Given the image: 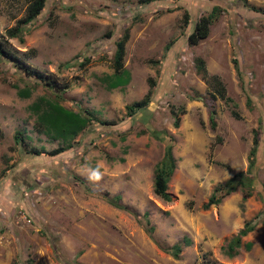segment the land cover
Instances as JSON below:
<instances>
[{"label": "rangeland", "instance_id": "rangeland-1", "mask_svg": "<svg viewBox=\"0 0 264 264\" xmlns=\"http://www.w3.org/2000/svg\"><path fill=\"white\" fill-rule=\"evenodd\" d=\"M27 1L0 0V39L22 65L0 55V264H264V0H45L21 41L6 37ZM212 5L219 10L208 34L189 44L193 22ZM124 28L128 80L108 88L101 77L113 71ZM195 56L228 99L212 94ZM34 74L53 77L63 105L113 123L91 120L71 147L49 154L59 141L35 126L28 105L53 89ZM149 80V100L127 115L124 105ZM13 84L34 86L20 97ZM255 126L250 195L238 186L203 207L216 183L245 169ZM166 143L174 157L169 200L152 189ZM116 193L124 208L108 199ZM248 218L254 228L226 254L222 245Z\"/></svg>", "mask_w": 264, "mask_h": 264}, {"label": "trees", "instance_id": "trees-1", "mask_svg": "<svg viewBox=\"0 0 264 264\" xmlns=\"http://www.w3.org/2000/svg\"><path fill=\"white\" fill-rule=\"evenodd\" d=\"M45 0H28L25 6L24 14L19 17L13 25L7 26L4 29L6 37H17L18 40H22V28L24 24L30 21L35 17L40 8L43 6ZM142 2H147L149 0H140ZM219 10L218 5H212V7L204 13H201L193 22L191 30L186 34V40L189 44H194L198 40L204 38L208 34L210 23L217 17ZM188 20V11L184 9L181 15V21L184 24ZM128 38V29L124 28L118 38L114 41L113 57H112V66L113 71L111 73L104 74L101 79L108 88L122 86L128 80V73L122 68V58L124 54V44ZM169 44H165V48H168ZM0 55L10 61L15 62L16 65L22 66L18 63L17 58L12 54L7 43L0 39ZM87 57H83L82 60H79V65L84 64L87 61ZM194 63L196 68L200 72L201 78L205 81L208 87L211 89L212 94L228 99L229 97L225 94V87L219 77L214 73H208L204 64L203 58L195 56ZM25 72L30 71L27 66L22 67ZM45 85L53 89L52 95L49 94H40L35 99L31 101L28 105V108L35 115V126L38 127L41 131L46 133V135L51 139H56L59 141V144L49 149L47 152L50 154L57 153L68 147L72 146L73 138L81 131L91 120L96 119L101 124H111L112 120L99 119L94 116L89 109H72L60 102V87L56 85L53 77L42 76L41 74L37 75ZM35 81V80H34ZM33 81V82H34ZM38 82V81H35ZM153 85L152 80L148 81V87L141 97L138 99H133L130 103L124 105L125 112L127 115L133 114L136 110L144 107L150 97L151 87ZM16 88V94L20 97L28 96L32 91V86L23 85L17 86L13 84ZM211 94V95H212ZM246 103H249V97H246ZM232 114L236 115L235 111H232ZM177 123V118L174 120V124ZM211 124L214 123L211 121ZM251 145L248 148L246 154V167L244 170H236L231 176H229L223 182L216 183L211 192L209 193L206 201L202 204L203 207H207L210 204L217 203L224 195L235 190L238 186L242 188L243 195L242 198L247 197L251 193V179L247 176V173L251 172V168L254 166L255 152L258 144L257 138V127L251 128ZM159 137V136H158ZM14 141L16 143H21L23 141V136L20 133L13 134ZM34 153H39L40 150L34 147H30ZM174 167V157L171 151V144L166 143L163 146L162 157L156 162L154 166L153 173V184L152 189L155 194L161 197L164 200H169V195L166 191V181L169 178ZM218 191V193H217ZM120 195L118 193L113 194L108 197V199L117 207L124 208L125 206L119 203ZM142 218L147 224V211L142 212ZM261 225L264 227V218L260 220ZM257 221L252 218H248L242 222L241 227L236 231L235 234L231 235L226 242L222 245L223 251L231 255L236 252V248L241 244V238L248 231L254 228ZM151 226L147 227V231L150 232ZM184 243L188 242L187 238H184ZM50 246L54 249V244L52 243L51 237H48ZM251 242L246 240L243 242L245 248H249ZM180 249L179 243H173L170 247V250L173 255L177 254V251Z\"/></svg>", "mask_w": 264, "mask_h": 264}]
</instances>
